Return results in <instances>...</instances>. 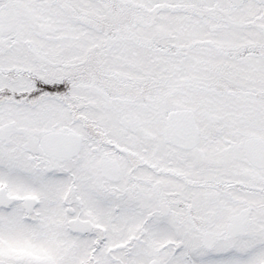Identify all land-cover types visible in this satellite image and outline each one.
<instances>
[{"label":"snow or ice","instance_id":"6c2138e0","mask_svg":"<svg viewBox=\"0 0 264 264\" xmlns=\"http://www.w3.org/2000/svg\"><path fill=\"white\" fill-rule=\"evenodd\" d=\"M0 264H264V0H0Z\"/></svg>","mask_w":264,"mask_h":264}]
</instances>
